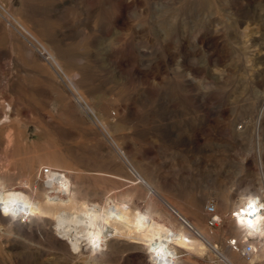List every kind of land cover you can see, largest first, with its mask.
Masks as SVG:
<instances>
[{"label":"rangeland","instance_id":"1","mask_svg":"<svg viewBox=\"0 0 264 264\" xmlns=\"http://www.w3.org/2000/svg\"><path fill=\"white\" fill-rule=\"evenodd\" d=\"M55 152L76 197L181 225L178 264H264L242 256L246 239L262 241L233 216L247 195L264 203V0H0V196L41 186ZM48 207L0 214V264H152L120 225L104 253L83 241L73 254Z\"/></svg>","mask_w":264,"mask_h":264},{"label":"bare ground","instance_id":"2","mask_svg":"<svg viewBox=\"0 0 264 264\" xmlns=\"http://www.w3.org/2000/svg\"><path fill=\"white\" fill-rule=\"evenodd\" d=\"M29 32L38 44L42 46L50 56L54 57L48 46L41 44L30 30ZM26 42H28L29 46L33 47L29 39H27ZM75 75L79 76L77 73ZM71 83L74 86V81H71ZM80 101L81 99L77 97L76 102L80 103ZM52 154L54 159H48L50 163L49 166H41L38 170L39 177H42L41 186L38 184L37 180L33 182L28 187L30 193L26 197L17 195L12 197L8 195L0 196L1 216L10 215L13 217L28 218L31 213L39 210L41 203L45 207L50 206V208L48 207L49 209H51L52 205V207H57V214L54 221V229L57 228L55 237L58 241L64 242L65 245L74 252L73 254L81 250L83 241H85L84 245H86V248H91L95 250V252L97 250L99 254L104 253L103 251L106 249V246H108V238H106L107 229L110 233L116 232L117 228L115 225H120L127 230L129 239L141 241L143 253L152 264H178L180 262L178 260L179 256L175 251H172L170 245L183 246L184 248L187 246L188 240L183 236L181 225L176 226L171 222L161 219L162 217L160 218L158 215H151L149 212L150 210L143 208L144 206L142 207V205H138L136 208L134 207L135 209L133 208V210H128L127 206H122L121 203L117 202V200L111 196L103 198L100 202L90 201L84 199V197H76L74 193L75 189L71 182L73 173L63 168L65 158L60 156L57 152ZM130 171L132 174L135 173L132 167ZM140 177L141 176H139V178ZM139 178L137 177L138 181L134 184H141L147 188L149 193L156 195L172 213L180 218L185 227L191 229L199 239L204 242L208 249L215 252L208 240L209 238H206L200 229L189 222L172 204L165 201L148 182L142 177L140 178L141 180ZM122 180L126 181L123 178ZM40 187L42 188V201L38 200L36 197ZM118 199H120V197ZM130 202L127 203L129 204ZM240 202L241 205L239 206L238 214L237 212L233 214L236 218L237 225L247 230L251 235L253 234L256 237H260V241H262V243L256 245L253 241L248 242V239H246L250 248L249 250H245L242 256L245 257L249 255L251 260L253 257H257L258 251H260L261 255L264 254V240L262 238L264 227H261L263 226L262 221L264 218V214L261 211H264V203L262 204L256 195H247L243 197ZM207 206L212 207V211L207 212L212 214V224L214 225L221 216L213 214L215 211L213 203H209ZM68 209L76 210L73 213H69L67 211ZM54 210L56 213V209ZM237 218L240 220L238 221ZM91 231L95 232V238H91L89 235L92 233ZM83 236H86V238H83ZM228 246L230 245L228 244ZM85 247L84 250L86 249ZM228 254V250L226 249L225 253L222 254V258H231Z\"/></svg>","mask_w":264,"mask_h":264},{"label":"built area","instance_id":"3","mask_svg":"<svg viewBox=\"0 0 264 264\" xmlns=\"http://www.w3.org/2000/svg\"><path fill=\"white\" fill-rule=\"evenodd\" d=\"M206 210L208 212H211L212 211V207L211 206H206ZM208 223L209 224H212L213 223V217H209L208 219ZM229 245L230 247L233 249V250H239V246L237 245V241H235L234 238H230L229 240ZM250 246L248 244H245L244 246V249L245 250H249ZM242 250V249H241ZM241 253H244V252H241Z\"/></svg>","mask_w":264,"mask_h":264}]
</instances>
